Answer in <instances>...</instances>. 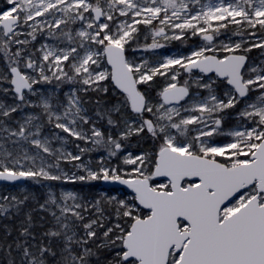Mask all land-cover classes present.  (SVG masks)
Segmentation results:
<instances>
[{
	"label": "snow or ice",
	"instance_id": "1",
	"mask_svg": "<svg viewBox=\"0 0 264 264\" xmlns=\"http://www.w3.org/2000/svg\"><path fill=\"white\" fill-rule=\"evenodd\" d=\"M0 96V182L129 190L0 194V264H264V0H3Z\"/></svg>",
	"mask_w": 264,
	"mask_h": 264
},
{
	"label": "rangeland",
	"instance_id": "2",
	"mask_svg": "<svg viewBox=\"0 0 264 264\" xmlns=\"http://www.w3.org/2000/svg\"><path fill=\"white\" fill-rule=\"evenodd\" d=\"M206 2V0H204ZM3 4V0H0V5ZM223 39V37H221ZM42 42L40 40L37 41L36 46L39 47V43ZM145 43H151V36L148 37V39L145 41L143 36L140 38V44L143 45ZM160 43L165 44L166 46L160 49L156 50H150V51H138L136 53H132L131 50H129L128 55L132 56L134 55L139 61L140 59H147L149 62H155L158 59L163 58L164 56H179V55H186L190 53V51L195 48L197 45L201 44L202 41L198 37H191L184 41L183 43L181 41L177 40H171V41H164L160 40ZM135 47V45H133ZM252 59L258 61V58L260 57V50L259 49H254L251 53L248 54ZM163 83V81H161ZM56 82L53 81L51 85H40L38 88H41L44 90L45 95H51L53 92L55 93L54 95V100L59 99L60 101H65L66 97L63 95V93L68 92L70 86L69 85H61L59 89H56L55 87ZM114 87V86H112ZM81 95H83L81 93ZM94 96V94H91ZM155 95V94H153ZM0 98L6 99L7 102H11L8 100L6 97L0 96ZM33 100H37V97H32ZM238 107H240L238 105ZM85 108L87 109V115L91 117L95 122L97 123V126H99V123L101 122V119L96 116V106L94 103H87L85 104ZM28 111H36L39 112V109H29ZM231 111V110H229ZM15 115V114H14ZM229 123L228 118H226V124ZM234 123V121H232ZM85 130H87L90 125H83L82 126ZM54 134H58L59 136H64L67 137L66 133H63L62 130L56 129L53 124H48L46 120H44V127L42 129V135L43 136H48L51 139L52 142V147L53 148H61L63 147L66 151H70L73 153H76L78 149L76 148V144H79L80 147H91L90 144H85L83 141H77L74 138L68 137L66 141H60L55 139ZM27 147V145H26ZM31 150V149H30ZM132 151H135L136 149L133 148L131 149ZM102 153L100 152H91L88 153L87 155L91 157L93 160L97 158L99 155ZM65 171L69 172V174L72 171H75V169L72 168L70 164H62L61 165ZM30 182L32 181H27L26 184L19 185L20 190L22 191L27 189L30 186ZM33 184V182H32ZM43 185L44 189L46 190V194L48 192V187L52 189L53 192L59 196L61 191H73L77 192L80 195L88 196V197H93V196H98L101 192H107V190L103 189L101 182H100V187H97L96 182H92L90 185L89 184H80L79 182L73 184V183H62V182H57V181H52L50 182H45L42 183L41 186ZM47 185L48 187H45ZM73 185V186H70ZM43 189V188H42ZM90 192L92 193L91 196H89ZM117 194L123 196L126 195L127 192L117 190Z\"/></svg>",
	"mask_w": 264,
	"mask_h": 264
},
{
	"label": "trees",
	"instance_id": "3",
	"mask_svg": "<svg viewBox=\"0 0 264 264\" xmlns=\"http://www.w3.org/2000/svg\"><path fill=\"white\" fill-rule=\"evenodd\" d=\"M112 88L114 90V87H112ZM111 99H112V102L113 103H116L117 97L112 96ZM99 126H101V127H107L106 121L101 120V122L99 123ZM133 143H134V141H133ZM45 182H50L51 183L52 181H44L42 183H45ZM26 183H27V181H26ZM96 183H97V187H100V182H96ZM70 186H73V185H70ZM105 190H107V189H105ZM107 191H109V190H107ZM24 192L25 193H30L32 196L35 197V200H29V202H28V207L29 208H36V207H38L37 202L43 203L44 200L46 199V196H47L46 190L44 189L43 185L41 186V184L40 185H36L34 183L32 184V182H30V186L27 189H25ZM0 194L22 195L23 193L20 190L19 185H7V184H3V185H0ZM91 194L92 193L90 192L89 196H91ZM33 215H34V217L37 218V220H38V218H39L40 215H44L46 219H50L49 217H47V215L45 213H33ZM2 223H7V221H0V224H2ZM0 235H3L2 230H0Z\"/></svg>",
	"mask_w": 264,
	"mask_h": 264
},
{
	"label": "water",
	"instance_id": "4",
	"mask_svg": "<svg viewBox=\"0 0 264 264\" xmlns=\"http://www.w3.org/2000/svg\"><path fill=\"white\" fill-rule=\"evenodd\" d=\"M26 181H18L16 182L15 184H11V183H8V182H0V185H3V184H7V185H23L25 184ZM101 185L104 187V188H109V189H124L125 191H129L127 190L124 186H120V185H113V184H105V183H101Z\"/></svg>",
	"mask_w": 264,
	"mask_h": 264
},
{
	"label": "bare ground",
	"instance_id": "5",
	"mask_svg": "<svg viewBox=\"0 0 264 264\" xmlns=\"http://www.w3.org/2000/svg\"><path fill=\"white\" fill-rule=\"evenodd\" d=\"M260 58V57H259ZM259 58H258V60H259Z\"/></svg>",
	"mask_w": 264,
	"mask_h": 264
},
{
	"label": "flooded vegetation",
	"instance_id": "6",
	"mask_svg": "<svg viewBox=\"0 0 264 264\" xmlns=\"http://www.w3.org/2000/svg\"><path fill=\"white\" fill-rule=\"evenodd\" d=\"M182 82V81H181Z\"/></svg>",
	"mask_w": 264,
	"mask_h": 264
}]
</instances>
